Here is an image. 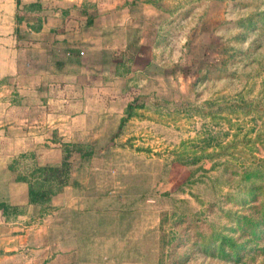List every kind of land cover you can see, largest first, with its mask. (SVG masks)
Here are the masks:
<instances>
[{"label":"rangeland","instance_id":"1","mask_svg":"<svg viewBox=\"0 0 264 264\" xmlns=\"http://www.w3.org/2000/svg\"><path fill=\"white\" fill-rule=\"evenodd\" d=\"M13 35L28 50L0 61L15 71L0 76V203L27 195L16 173L73 151L61 192L0 209L2 237L52 247L27 264H264V224L255 238L236 222L261 216L245 188L264 184V0H20Z\"/></svg>","mask_w":264,"mask_h":264},{"label":"trees","instance_id":"2","mask_svg":"<svg viewBox=\"0 0 264 264\" xmlns=\"http://www.w3.org/2000/svg\"><path fill=\"white\" fill-rule=\"evenodd\" d=\"M16 4H19L20 0H15ZM137 101H133L126 105L124 110V116L121 117L116 134L119 135L126 122L135 114L134 109ZM65 144L62 149L63 156L60 164L56 166H41L33 163L31 167L25 169V174L16 173L15 180L24 182L27 185V199L29 204H43L47 203L54 195L61 192V190L68 185L69 173L71 168L70 158L73 151L68 149ZM81 157H85L82 145H78L74 149ZM205 155L194 157L193 159H178L181 164H196ZM25 157V154L22 155ZM16 164V163H15ZM8 169L12 172H16V166L14 164L8 165ZM260 197V201L256 207L260 210V220L256 221L252 218L241 217L236 220L239 230L243 234H247L251 237H257L263 231L261 225L264 224V184H250L245 188V200L246 202L256 201ZM254 206V207H255ZM10 206L0 203V209L5 210ZM218 242L219 246L228 247L229 251L226 256H238L239 251L243 249L241 245L236 243H230L226 239H215L211 243ZM225 245V246H224ZM205 248V245H202Z\"/></svg>","mask_w":264,"mask_h":264},{"label":"crops","instance_id":"3","mask_svg":"<svg viewBox=\"0 0 264 264\" xmlns=\"http://www.w3.org/2000/svg\"><path fill=\"white\" fill-rule=\"evenodd\" d=\"M14 16H15V1L14 0H0V61L4 60H14V55L16 52H19L22 50L26 51V49L22 48H16V39L13 35V24H14ZM18 53V54H19ZM15 74L14 70H10L9 67L3 69V67H0V76H12ZM28 199L27 195L22 199L20 202H12L9 203L10 206H31L35 207L33 205H28ZM27 216L25 213L18 214L15 219H12L10 222L11 224L19 223L20 218ZM4 230V229H3ZM23 229L19 228L18 226H13L12 230L8 232V239L4 236L7 233H4L0 227V262H5V264H15L12 262L15 257H19L21 261L24 262L26 260L27 262H31L32 258L31 254L32 251L38 252L40 254L41 252H44L47 248L50 247V245H36L37 247L35 249H31L29 246L30 243H26L27 240H31L29 234H31L27 229L26 231H22ZM36 234H39V230L35 231ZM3 244V246H2ZM26 246V247H25ZM52 248V247H50ZM39 264V263H36Z\"/></svg>","mask_w":264,"mask_h":264}]
</instances>
